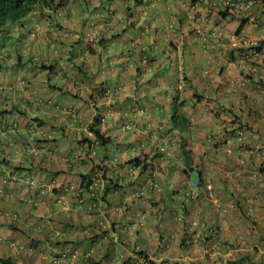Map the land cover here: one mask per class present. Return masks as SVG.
I'll return each mask as SVG.
<instances>
[{"label":"crops","instance_id":"obj_1","mask_svg":"<svg viewBox=\"0 0 264 264\" xmlns=\"http://www.w3.org/2000/svg\"><path fill=\"white\" fill-rule=\"evenodd\" d=\"M226 1L66 0L0 33V264L244 249L215 244L264 221V50L237 54L264 0Z\"/></svg>","mask_w":264,"mask_h":264},{"label":"rangeland","instance_id":"obj_2","mask_svg":"<svg viewBox=\"0 0 264 264\" xmlns=\"http://www.w3.org/2000/svg\"><path fill=\"white\" fill-rule=\"evenodd\" d=\"M192 177H197L195 171L192 172ZM247 212H251L252 210H246ZM249 216V215H248ZM246 224L242 225L245 229H250L252 231L253 228L256 229L253 235H249L246 239H242L241 241H237L236 238L232 241H227V239H220L216 246L223 248L225 251L227 249H232L238 246L243 247L241 250H229V253L224 255L225 260L223 264H264V221L261 223L253 222L250 217ZM257 224V225H256ZM198 225V224H197ZM244 230V229H243ZM212 229L210 228L209 232ZM200 238V236H199ZM199 238L196 240L198 241ZM201 239V238H200ZM233 252H243L241 257H236ZM205 253L202 252L198 260L202 263L205 260Z\"/></svg>","mask_w":264,"mask_h":264},{"label":"trees","instance_id":"obj_3","mask_svg":"<svg viewBox=\"0 0 264 264\" xmlns=\"http://www.w3.org/2000/svg\"><path fill=\"white\" fill-rule=\"evenodd\" d=\"M66 0H0V33L6 31L9 26L14 22L28 17L35 8H54L62 5ZM226 8V6H225ZM220 15H224V11L220 10ZM247 19V17H240V24L238 25L236 32L239 31L241 24ZM172 119L178 121V119H185L184 116L179 114L175 108L172 109ZM181 117V118H179ZM98 120L95 117L93 123H97ZM91 127V126H90ZM97 138H101L96 128H91ZM135 159V158H134ZM3 262L6 259H2ZM197 264H202L198 262Z\"/></svg>","mask_w":264,"mask_h":264},{"label":"built area","instance_id":"obj_4","mask_svg":"<svg viewBox=\"0 0 264 264\" xmlns=\"http://www.w3.org/2000/svg\"><path fill=\"white\" fill-rule=\"evenodd\" d=\"M227 5L230 6H234L235 2L231 1V0H227L226 1ZM228 38H230V44L233 46H235L236 44H238L239 41H241V38L239 36H235V35H228ZM264 50V44L261 42H256V41H249L248 47L247 48H242V47H237V54L239 55V57L246 59L247 57L250 56V54L257 52V51H263ZM95 144L99 143L98 138H94L93 141ZM196 183L194 182L192 185H195ZM192 228H191V232L189 233V236L187 238H185V242L188 241H196L199 236H200V232L199 230H197V223L195 221L191 222ZM194 226V227H193ZM195 228V229H193Z\"/></svg>","mask_w":264,"mask_h":264}]
</instances>
